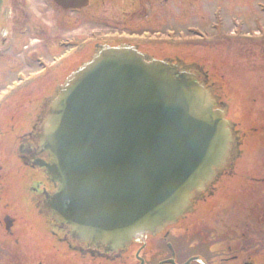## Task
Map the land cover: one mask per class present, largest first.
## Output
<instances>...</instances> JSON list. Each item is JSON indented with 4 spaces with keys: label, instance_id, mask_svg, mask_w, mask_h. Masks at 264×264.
<instances>
[{
    "label": "water",
    "instance_id": "1",
    "mask_svg": "<svg viewBox=\"0 0 264 264\" xmlns=\"http://www.w3.org/2000/svg\"><path fill=\"white\" fill-rule=\"evenodd\" d=\"M55 1L65 10L88 4ZM183 59L97 45L50 96L43 124L22 134L0 169V184H15L10 198L26 202L44 237L120 256L191 214L234 167L239 139L214 95L220 88ZM4 221L10 231L14 220Z\"/></svg>",
    "mask_w": 264,
    "mask_h": 264
},
{
    "label": "flooded vegetation",
    "instance_id": "2",
    "mask_svg": "<svg viewBox=\"0 0 264 264\" xmlns=\"http://www.w3.org/2000/svg\"><path fill=\"white\" fill-rule=\"evenodd\" d=\"M207 1L89 0L85 8L64 10L62 2L55 0H0V158L13 155L28 130L25 126L43 124L40 110H45L62 79L99 42L134 46L160 60L176 57L194 63L220 62L213 60L215 54L195 55V47L182 49L187 44H201L199 40H206L209 34L214 41L202 43L204 48L215 43L226 47L227 41L247 42L250 48L243 49L246 52L240 53L239 59L252 63L264 60V55L261 58L257 53V46H264V35L257 33L264 31V0H252L245 21L238 14L235 24L225 22V32L223 23L211 25L206 18L224 6L215 4L198 11ZM80 14L89 22L86 28L81 27L78 17L70 20ZM199 25L202 30L193 29ZM230 28L252 34L236 36ZM101 30L109 35L102 36L98 33ZM91 31L96 34L94 40H90ZM187 35L199 42L184 43ZM66 46H72L75 53L62 62ZM259 77L251 85L255 90L249 93L250 107L239 118L231 119L237 132L234 136L239 139L235 165L203 194L191 214L155 237L140 238L120 256L86 243L64 244L62 264H264V75ZM222 85L224 90L228 88V82ZM5 184L9 194L0 193V197L15 195V184ZM5 184H0V191L8 189ZM13 199H0V236H11L18 225L17 211L12 207L17 198ZM8 216L14 219L10 231L4 221ZM36 250L41 257L33 264H51L52 251Z\"/></svg>",
    "mask_w": 264,
    "mask_h": 264
},
{
    "label": "rangeland",
    "instance_id": "3",
    "mask_svg": "<svg viewBox=\"0 0 264 264\" xmlns=\"http://www.w3.org/2000/svg\"><path fill=\"white\" fill-rule=\"evenodd\" d=\"M251 2L252 0H208L207 2H205V4L202 3L199 5L198 11H201L206 7L212 8V6H214L215 4L216 5L220 4L221 6H224V8H217L213 12V17L208 16L206 18H208V22L213 23L211 25L219 26V24L223 23L224 26H223L222 31L225 32V29L227 28L225 22L230 23V24H235L238 14H242L243 20L245 21V17L247 16V14H250ZM254 7H255V4H254ZM104 9H105V6H104ZM208 12L210 11L208 10ZM83 14L72 15L70 17V20L78 17L77 21L79 22L81 27L86 28L85 26L89 22L85 20V17L82 18L81 15ZM210 15H211V12H210ZM193 29L202 30L203 27L199 25V26L194 27ZM206 29L210 31L209 26H206ZM229 31H231L230 32L231 34L234 33V35L236 36L237 34L239 35V33L241 34L245 32L252 33V32H247L245 29L242 32H240L238 30H231L230 28ZM91 33H93V31H91ZM98 33H100L102 36L109 35V33H106L105 30L103 31L101 30ZM258 33H260L262 36L264 35V31H261V32L259 31ZM210 34L215 35V33L212 31L210 32ZM199 36L201 37V35ZM205 38L206 40H203V41L199 40L201 44H198V45L195 44V46L187 44V45H184V48L182 49L188 50V49H191L190 46L195 47L194 52H195V55L197 56H201L204 53H208L210 55L215 54L212 56L214 57L213 60L217 59L220 62L203 61L200 63V65L204 66L205 70H207L209 73H212L213 69H215L217 72L221 71L220 74L217 73L218 77L214 79L217 82L216 86L218 88L220 86V83H222L223 81L228 82L229 87L228 89H225L224 91L230 94L229 101H231L232 96H235L237 98V99H234L232 97V99H234L233 109L235 111V116L236 118H239L240 113H243L245 108L250 107L249 105L250 94L249 93L251 92V90L252 91L255 90L251 87V85L253 86L254 81L257 82L258 79H260L259 77L260 75L262 76L264 75V74L256 73V71H259V72L264 71V60L262 59L261 61V59L259 58L258 63H250V61L248 62L240 61L239 59L240 53L242 52L245 53L246 50H243V49H245L247 46H250V43L238 42V41H227L225 42L226 47L219 46L217 43H215V45L213 46L204 48L203 46L205 45H202V43L206 44V43H212V41H214L212 40L211 35L209 34H207ZM199 41L197 39H194V37L187 35V39L185 40L184 43H188V42L198 43ZM248 48L250 47H247L246 49ZM64 49H65V52L62 53V62H63V59L65 58L67 59L70 56L74 55L75 53V49L72 46H66L64 47ZM257 50H258L257 53L258 55H260V57L264 55L263 45L257 46ZM221 65L222 67H224L225 65L224 69L221 67ZM233 71H235V73H233ZM220 77H222V79ZM238 91L240 92V94L236 96V93ZM240 95H242L241 98L239 97ZM26 129H28L27 126L24 127V130ZM0 162L3 163V159H0ZM10 164L12 167H15L14 158L10 160ZM3 184L5 183L3 182ZM5 185H6V188H8L7 191H9L10 188L8 187L7 184ZM5 194L7 195L9 193H5ZM0 199L10 200L9 196L3 197V194L1 195ZM12 199L9 202H11ZM15 203H17V201ZM17 206H19V208H15L17 211V216H18L17 220L18 221L20 220L19 223H22V226L19 227V225H17L16 226L17 228L16 227L15 229L13 228L11 236H7V235L0 236V245H1L0 264L37 263L38 261H40L41 253H39L36 249L47 248L48 251L50 252L49 250L50 247L55 248L53 249L54 254L51 255V257H54V258H51V260L53 259V261H51V264H62V245H56L52 239L46 238L48 236L44 237V232L40 230L42 228H41V224L38 222L37 216L35 215L34 217L32 216L34 213H32V211L27 208L26 202L22 201V203H19V205L17 204ZM19 211H20V214H22L23 216L22 219L20 218L21 215L19 214ZM27 217L31 218L33 222H31L30 220H27ZM8 238H9V241H7ZM46 256H48V254Z\"/></svg>",
    "mask_w": 264,
    "mask_h": 264
}]
</instances>
